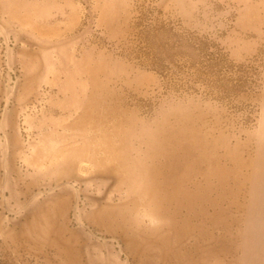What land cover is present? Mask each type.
Returning a JSON list of instances; mask_svg holds the SVG:
<instances>
[{
    "label": "rangeland",
    "instance_id": "1",
    "mask_svg": "<svg viewBox=\"0 0 264 264\" xmlns=\"http://www.w3.org/2000/svg\"><path fill=\"white\" fill-rule=\"evenodd\" d=\"M0 264H264V0H0Z\"/></svg>",
    "mask_w": 264,
    "mask_h": 264
}]
</instances>
